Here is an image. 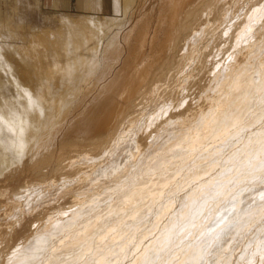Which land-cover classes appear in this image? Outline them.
<instances>
[{
	"label": "bare ground",
	"instance_id": "6f19581e",
	"mask_svg": "<svg viewBox=\"0 0 264 264\" xmlns=\"http://www.w3.org/2000/svg\"><path fill=\"white\" fill-rule=\"evenodd\" d=\"M5 1L0 207L20 214L0 230V264H264V0H83L73 15L54 0L40 25L29 0ZM125 136L139 152L111 188L102 167ZM160 150L190 178L166 218L143 186Z\"/></svg>",
	"mask_w": 264,
	"mask_h": 264
},
{
	"label": "rangeland",
	"instance_id": "374dc122",
	"mask_svg": "<svg viewBox=\"0 0 264 264\" xmlns=\"http://www.w3.org/2000/svg\"><path fill=\"white\" fill-rule=\"evenodd\" d=\"M30 1V3L32 4V5H30V7H27V10H26V14L28 15V17L31 19V21H33L35 24H37V25H40V24H42V21L45 19L44 17H46V19L47 18H51L52 19V17H54V15H52L53 13H54V10H56L55 9V7H54V4H53V1L54 0H39V4H38V7L37 8H34L35 6H33V3H34V0H29ZM154 1V0H153ZM152 1V2H153ZM83 2V0H67L66 1V3H64V5H62V8H57V10L59 9V10H61L62 12H66V13H68V14H75V12H76V10H77V8L81 5V3ZM60 11V12H61ZM0 15L3 17V16H6V15H8V11H7V5H6V1L5 0H0ZM45 15V16H44ZM248 120V118L246 119V120H244V121H247ZM264 123L262 124V126L260 127V125L258 124L257 126H256V129L258 128V131H257V136H258V133H259V135H262L263 133H262V130H264ZM259 128H261V129H259ZM235 128H231V129H229L230 130V133H229V131H228V133H229V135H231L232 134V132H233V130H234ZM261 130V131H260ZM161 131V132H160ZM129 132H131V131H129ZM136 132V131H135ZM158 132H159V136H158V138H155V141H163L164 140V137H163V131L162 130H158ZM264 132V131H263ZM162 133V134H161ZM262 133V134H261ZM126 138H121L120 139V141L121 140H123V141H119L120 142V145L116 148V152L115 151H112V154H111V152H110V154H108V153H106V154H108V156L106 155L105 156V158L107 159H105V162H104V164H103V169H105L106 167V169H109V167L112 169V171H114V173L112 174V177H111V179L109 178V177H107L108 178V180H106V183H107V181L108 182H112L111 180L113 179V176L114 175H118V174H120L121 172H120V170L122 171L124 168H126L125 166H129L130 164V161H131V159H132V156L134 155H136V153H134V152H139V149H136L135 147H137V148H139L138 147V145H137V142H136V145L134 146V142H133V140H137L136 138H133V137H131V138H129V137H127V136H125ZM256 137V136H255ZM254 137V138H255ZM161 138H163V139H161ZM249 138L250 137H248L246 140H249ZM126 139V140H125ZM256 139V138H255ZM124 141H125V143H124ZM243 140H241V141H231V142H233L234 143V145H232V146H234V147H236V145L237 146H241V145H243V143L244 142H247V141H244V142H242ZM129 142V143H128ZM133 144H132V143ZM218 142V143H217ZM221 142H222V144H221ZM225 142H227V141H215L214 143H217V145H223V143H225ZM238 144H241V145H238ZM241 142V143H240ZM250 141H248V143H249ZM252 142V141H251ZM254 142V141H253ZM258 142V141H257ZM259 142H261V141H259ZM123 143V144H122ZM213 143V144H214ZM229 143V145H230V142H228ZM228 143L226 144L227 146H229L228 145ZM236 143V144H235ZM131 144V145H130ZM245 144H247V143H245ZM75 144H73L72 142H69V143H66L65 145H64V148L65 149H69V148H71V147H73ZM126 145V146H125ZM131 146V148H129ZM245 146H247V145H245ZM245 146L243 147V149H245ZM75 147H78L77 145L75 146ZM119 147H121L120 149H119ZM129 148L128 150H127V148ZM234 147H231L230 149H233ZM133 149V150H132ZM243 149H242V151H243ZM120 150V151H119ZM127 150V151H126ZM138 150V151H137ZM246 151H247V148L245 149ZM245 150H244V152H245ZM130 151H132V152H130ZM164 151V152H163ZM169 152V153H167V152ZM160 150V152L158 153V155L155 157V158H153V160L151 159L149 162H148V167L150 168V167H152V165H153V161H157V163H159V169H158V172H154L153 173V175L151 174L149 177H146L145 178V181L143 182V186H146L147 188H149V189H153V191L155 190V191H158V193L160 194L159 196H160V198H161V201H160V198H159V200H157L156 201V205H157V202H158V205H157V209L159 208L160 210L163 208V206H167L166 208L164 207L163 209H165L164 211H165V213L163 212V216H165L164 218H166V217H168L169 215L168 214H170L171 212H172V206H173V202H171V200H170V198H171V196H172V194L171 193H173L174 191H176V192H178L179 191V189H180V191L178 192V193H183V189L185 188L186 189V187L187 186H189V183H190V178H189V176H187L188 175V173H189V168L186 166V165H183L182 163L183 162H180L179 160H177L176 158H174V157H172V156H169V154H171L170 153V151L169 150ZM115 152V153H114ZM118 152H120V154L118 153ZM123 152H125L124 154H123ZM129 152V153H128ZM118 153V154H117ZM123 155H122V154ZM200 153V152H199ZM167 154V155H166ZM241 154H243V152H241ZM117 155H118V157H117ZM121 157H120V156ZM125 155V156H124ZM112 156L114 157V158H112ZM127 156H128V158H129V156H130V158L128 159L127 158ZM133 156V157H134ZM163 156H165V157H163ZM166 156H169V157H166ZM124 157V158H123ZM125 157H126V159H125ZM172 157V158H171ZM115 158H116V160H120L122 163H123V161H124V163L122 164L120 161H117V163L118 164H116V160H115ZM118 158H120V159H118ZM161 158H163V160H161ZM170 158V159H169ZM111 159L113 160V161H111ZM55 160V159H54ZM54 160H53V162H54ZM109 160H110V162L112 163V165H111V163L109 162ZM126 160V161H125ZM175 162H174V161ZM115 161V162H114ZM128 161V162H127ZM108 162V163H107ZM168 164H167V163ZM115 163V164H114ZM173 163V164H172ZM92 164V163H91ZM127 164V165H126ZM129 164V165H128ZM163 164H164V166H163ZM172 164V165H171ZM190 164V163H189ZM188 164V165H189ZM250 164V163H249ZM51 165H52V162H51V164H50V167H51ZM106 167H105V166ZM113 165H115V167L113 166ZM119 165V166H118ZM161 165V166H160ZM169 167H168V166ZM176 165V166H175ZM180 165V166H179ZM181 165H182V167H181ZM118 166V167H117ZM122 166V167H121ZM184 167V168H183ZM185 167H187V168H185ZM52 168V167H51ZM113 168H115V169H117V172H115V169H113ZM118 168H120V170L118 169ZM168 168V169H167ZM258 167H252V169H257ZM105 169V171H107ZM111 169H109L108 170V174H109V176H111ZM174 169V170H173ZM181 169H182V171H181ZM187 169V170H186ZM162 170V171H161ZM95 171V172H94ZM119 171V172H118ZM176 171V172H175ZM178 171V172H177ZM183 171H184V174H182L183 173ZM187 171H188V173H187ZM87 172H89V181H91L92 182V184H91V187H94V185H96L97 184V182H98V174L96 173V169L94 170L93 168H90L89 170H87ZM172 172H175V176H174V178H173V176H171V178H170V176H168L170 173H172ZM93 173V174H92ZM97 175H96V174ZM116 173V174H115ZM160 174L159 176H158V178H153V176L155 175V174ZM178 173V174H177ZM186 173V174H185ZM49 174H50V171H49V173H47V175H46V178L47 177H49ZM90 174L92 175L91 177L92 178H90ZM96 176H95V175ZM166 174H168V175H166ZM181 174H182V176L185 178H183V177H180L181 176ZM95 177H94V176ZM117 175H116V177H117ZM173 175V174H172ZM166 178H165V177ZM178 176V177H177ZM94 177V178H93ZM98 177V178H97ZM151 177V178H150ZM188 177V178H187ZM97 178V179H96ZM106 178V179H107ZM114 178H115V176H114ZM168 178V179H167ZM180 179V181H179V179ZM184 179V181H185V183H184V181H183V179ZM94 179V180H93ZM109 179H110V181H109ZM155 179V180H154ZM160 179V180H159ZM166 179V180H165ZM175 181V182H177L176 184V187L178 188H172V189H169L168 188V185L167 184H169L171 181ZM173 179V180H172ZM178 179V180H177ZM187 179V180H186ZM188 179H189V181H188ZM50 180H52V176H50L48 179H45V182L47 181V183H51V182H49ZM96 180V181H95ZM165 180V182L166 183H164L163 184V181ZM101 180H99V182H100ZM150 181V182H149ZM158 181H160V183L158 182ZM179 181V182H178ZM182 181V182H181ZM96 183V184H94V183ZM98 182V183H99ZM43 183V181L40 183V184H36L35 186L37 187H32L31 189H30V194H27L28 195V198H26L27 196L26 195H24V198H23V202L26 204V203H29V202H32L31 200L33 199V198H31L32 196V193L33 192H35V190H37L39 187H43L44 185L42 184ZM113 183H115L114 181L112 182V185H111V188H116V187H119L120 185L116 182L115 183V185L113 184ZM156 183V184H155ZM163 185H162V184ZM183 183V184H182ZM45 184V183H44ZM108 184V183H107ZM111 184V183H110ZM118 184V185H117ZM154 184V185H153ZM182 184V185H181ZM43 185V186H42ZM98 185V184H97ZM96 185V186H97ZM159 185V186H158ZM164 185H165V187H164ZM180 185V186H179ZM187 185V186H186ZM39 186V187H38ZM61 186L62 185H57V187L56 188H58V189H61ZM96 186H95V188H96ZM108 186H110V185H108ZM115 186V187H114ZM162 188H161V187ZM167 186V187H166ZM179 186V187H178ZM186 186V187H185ZM88 188V191L89 192H87V193H91L92 192V188ZM153 187V188H152ZM158 187H160V188H158ZM184 187V188H183ZM168 188V189H167ZM92 189V190H91ZM158 189V190H157ZM161 191H160V190ZM163 189V190H162ZM164 189H165V191H164ZM33 190V191H32ZM168 190H171V191H168ZM182 190V191H181ZM59 190H57L56 192H58ZM154 191V192H155ZM167 192V193H166ZM171 192V193H170ZM27 193V192H26ZM29 193V192H28ZM165 193V194H164ZM91 194H93V192L91 193ZM90 194V195H91ZM168 194V195H167ZM165 196V197H164ZM167 197V198H166ZM170 197V198H169ZM31 198V199H30ZM28 199H30L29 201H28ZM163 199H165V200H163ZM168 201V202H167ZM169 202H171L170 203V205H169ZM147 203H150V201L148 200L147 201ZM162 203H164V205H162ZM166 204V205H165ZM171 204H172V206H171ZM12 206H13V208H12ZM171 208H170V207ZM9 207H10V209H9ZM14 207H17V205L16 204H14V205H10V206H5V207H0V209H2L1 211H0V226H1V228H0V230L3 228V226H4V224H7V223H5V222H10V220L11 219H13V218H15V217H17L20 213H19V208L17 207L16 209H17V211H16V209L14 208ZM158 209V210H159ZM168 209H170L169 210V212H168ZM3 210H6V211H4L3 212ZM2 212H3V214H2ZM9 212V213H8ZM12 212V213H11ZM167 212V213H166ZM7 214V215H6ZM9 214V215H8ZM85 214H88L87 216H83V215H85ZM85 214H83L82 216H81V219H85V220H87L88 218L90 219V220H92L93 219V216H92V214L90 213V212H86ZM166 214L168 215V216H166ZM11 215V216H10ZM13 215V216H12ZM93 215L96 217V213L94 214L93 213ZM8 216H10V217H8ZM89 216V217H88ZM8 217V218H7ZM85 217V218H84ZM94 217V218H95ZM10 218V219H9ZM87 220V222L88 221H90V220ZM84 220V221H85ZM94 220V219H93ZM84 221H83V223H84ZM120 221H122V220H120ZM86 222V221H85ZM82 223V224H83ZM146 223V224H145ZM145 223H143L144 224V226H143V224H142V228H141V225L139 226L138 224V226H134L133 228H132V230L133 231H135V232H133L132 230H130V228H128L127 230H125L124 231V233L125 234H127L129 231H131V232H129L128 233V235L126 236L124 233H122V235H119L120 236V239H126V237L127 238H132L134 235H135V233L136 234H142V233H147L150 229H148L147 227H150V225H148L149 223L148 222H145ZM120 226V225H119ZM141 229H140V228ZM114 228H117V231L116 232H118V225L117 226H115ZM138 231H137V230ZM145 229H148V231H146ZM111 230V229H110ZM152 230V229H151ZM137 231V232H136ZM153 231V230H152ZM111 232H112V230H111ZM114 232H115V229H114ZM127 232V233H126ZM150 232V231H149ZM131 234V235H130ZM133 235V236H132ZM124 236H126V237H124ZM124 237V238H123ZM107 238V237H106ZM118 239H119V237H118ZM103 240H105V239H100L99 241H98V239H96V244H98V243H100L101 241H103ZM103 249V248H102ZM102 249L101 250H99V256L98 257H101V258H103V259H105V257H110L111 256V252L110 251H107L105 248L103 249V252H104V255L103 256H101V254H103V252H102ZM101 251V252H100ZM109 252V253H108Z\"/></svg>",
	"mask_w": 264,
	"mask_h": 264
}]
</instances>
